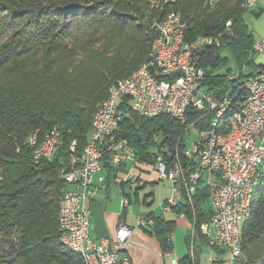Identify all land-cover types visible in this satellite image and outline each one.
Listing matches in <instances>:
<instances>
[{
  "label": "trees",
  "instance_id": "trees-1",
  "mask_svg": "<svg viewBox=\"0 0 264 264\" xmlns=\"http://www.w3.org/2000/svg\"><path fill=\"white\" fill-rule=\"evenodd\" d=\"M157 1L158 8L151 0H0V264H84L60 239V202L69 188L61 172L79 163L110 86L149 59L152 19L161 10L181 12L189 25L187 41L211 37L195 61L206 69L202 87L215 97L229 93L234 103L242 100L241 82L264 67L254 59L255 37L243 0ZM225 51L233 61L226 71ZM125 112L122 136L135 149L138 165L155 168L162 155L167 169L177 154L185 161L184 132L190 125L209 131L215 118L213 113L200 118L194 108L185 122L166 113L143 116L130 106ZM53 128L60 132L57 157L36 161L37 144L30 137L41 142ZM103 169L108 175L114 171L109 154ZM172 211L194 226L195 260L189 252L180 261L199 264L198 247L209 244L201 225L213 214L208 191L201 184ZM145 217L154 221L148 230L162 250H172L176 220L154 211ZM234 263L264 264V166L243 222L242 255Z\"/></svg>",
  "mask_w": 264,
  "mask_h": 264
},
{
  "label": "built area",
  "instance_id": "built-area-1",
  "mask_svg": "<svg viewBox=\"0 0 264 264\" xmlns=\"http://www.w3.org/2000/svg\"><path fill=\"white\" fill-rule=\"evenodd\" d=\"M257 7L258 0H246V9ZM165 16H172L171 24H163ZM181 16L180 11L173 9L167 12L161 10V15L153 17L155 38L151 65L136 77L125 80L121 88L110 94L103 116L95 118L93 147L87 158L81 159L78 167H70L65 173L69 184L67 220H73V228H67V237L81 247L85 260H92V264H131L126 250L131 245L133 229L120 222L113 236H93L90 233L89 207V201L95 194L93 180L104 170L106 145H113V154L109 155L114 170L123 167L130 159L134 161L131 169L138 165L135 149L122 136L125 106L143 116L166 113L184 122L191 108L202 112L200 118L210 113L216 116L223 109H235L233 135H225L224 132L222 137H213L210 129L192 147L185 149V161L177 154L176 160L167 169L163 156L159 155L155 169L161 179L171 183L172 195L162 204L166 212L172 211L186 196L191 200L201 184H208L213 214L209 221L201 225V231L211 246L227 249L233 262L242 255L243 240L238 238L239 221L244 216L246 191L255 177L258 158L264 153V84H258V77L264 75V69L241 82L244 90L245 86H253V93H246L242 100L234 103L229 93L215 97L202 87L206 69L195 61L196 52L212 42L210 36L195 39L194 45L189 46L183 56H172L173 46L187 35L189 29V26L180 24ZM254 50L264 55V39L255 40ZM159 63H178L179 72L156 74ZM58 133L56 128L49 130L47 153L51 152ZM39 160L38 150L36 161ZM100 180L103 182L104 177L100 176ZM122 201L128 204L129 199L123 198ZM153 224L152 219L140 216L138 226L151 227ZM193 228L192 225V235ZM164 255L168 257V260L164 259V264H183L180 259L170 257V251Z\"/></svg>",
  "mask_w": 264,
  "mask_h": 264
},
{
  "label": "rangeland",
  "instance_id": "rangeland-1",
  "mask_svg": "<svg viewBox=\"0 0 264 264\" xmlns=\"http://www.w3.org/2000/svg\"><path fill=\"white\" fill-rule=\"evenodd\" d=\"M152 5H156V3H152L151 6ZM258 5L262 9V11L259 14H255L251 10H248L245 18L250 30L254 33L255 40H262L264 39V0H258ZM224 55L229 56L230 53L228 51H225ZM254 59L257 63L264 64L263 54L256 53ZM232 65L233 61L229 56V61L225 64L223 70L226 71V68L231 67ZM263 69L264 67L260 68L257 73H259ZM233 73L234 72L230 73L229 75L233 77ZM205 133V130L201 131L198 127L190 125V127L184 132V140L187 148L192 147L195 141L199 137L205 135ZM133 162L134 161L132 159L128 160L127 168L121 169L120 172L123 174H132V176H134L133 182H138V184L140 185H142L146 181H157L153 185L148 184L145 187H141L138 194L140 198L139 201L132 202L131 206L129 207L127 223L131 227H138L140 212L148 213L154 211L156 215H161L163 213L162 204L169 196L172 195V187L171 183L167 179H160L158 172L154 169V166L152 164H140L134 169V171H131V168L134 164ZM152 190L153 195L149 196ZM145 194H148L146 201L143 200ZM133 200H135L134 195ZM122 202L123 201L119 198L114 201L119 210L122 209ZM190 226L191 223L189 219L188 226L183 222L179 225L176 224L175 229L172 233V250H170V257L181 259L185 256L186 253L190 252L191 260H195L194 250L192 248L193 235L192 232H190L189 235L187 234V227ZM224 251L225 252L219 254L214 246L203 243L202 246L198 247L197 261L199 264H235L236 262H233L229 251L227 249ZM162 252L165 253V251ZM216 258H218V260H216ZM166 259H168V257Z\"/></svg>",
  "mask_w": 264,
  "mask_h": 264
},
{
  "label": "crops",
  "instance_id": "crops-1",
  "mask_svg": "<svg viewBox=\"0 0 264 264\" xmlns=\"http://www.w3.org/2000/svg\"><path fill=\"white\" fill-rule=\"evenodd\" d=\"M257 9L262 11L259 5ZM127 164L125 163L121 168L116 167L111 175H108L103 170L93 180L95 194L89 201L91 209L90 233L93 236H113L120 222H124L127 226L131 227L127 223L129 207L132 202L139 201V190L141 187H144V183L142 185L138 184V182L135 183L133 182L134 176L132 174L120 172L121 169L127 168ZM134 169L131 171H134ZM100 176L104 177L103 182L100 180ZM133 195L135 200H133ZM117 198L120 200L128 198L129 202L128 204H123L122 209L119 210L114 203ZM148 213L140 212L139 218ZM162 214L168 219L176 220V224L178 225L183 222L188 226V218L183 214H177L173 211L166 212L164 210ZM131 228L133 229L131 245L126 250L131 258V264H164V259L166 260L167 257L162 252L163 250L158 240L149 233V227L138 226ZM190 232H192V224L190 227H187V234L189 235ZM223 252L225 251H220L219 254Z\"/></svg>",
  "mask_w": 264,
  "mask_h": 264
},
{
  "label": "bare ground",
  "instance_id": "bare-ground-1",
  "mask_svg": "<svg viewBox=\"0 0 264 264\" xmlns=\"http://www.w3.org/2000/svg\"><path fill=\"white\" fill-rule=\"evenodd\" d=\"M153 3H156V6L158 8L159 3L157 0H151ZM210 4L216 3L218 0H207ZM167 2V0H166ZM246 8V0H243L242 4ZM153 6V5H152ZM155 6V5H154ZM157 14V13H156ZM161 15V12L155 16ZM172 23V16H165L163 17V24H171ZM180 24H183L184 26H189L187 21L183 18V16L180 17ZM230 24V22L228 23ZM202 39V38H199ZM195 41H187L186 36L181 37L179 40H177L176 45L173 46L172 49V56H183L185 52L188 51L189 46H193ZM154 57V47L152 44V48L149 54V59L144 62L137 70H135L132 74H130L127 77L122 78L121 80L113 83L109 88L108 97L110 94L113 93L115 89H119L123 86V83L125 80H128L131 77H136L137 74L142 72L148 65H151L152 59ZM179 72V65L178 63H159L156 67V74H163V73H177ZM258 84H264V75H261L258 77ZM246 93H253V86H245ZM107 97V98H108ZM106 101L107 99H104L96 110L93 120H92V127H91V134H90V140L87 146L85 147L81 157H79V163L76 164L74 167H78L80 165L81 159H86L87 155L89 154L90 150L93 147V137H94V130H95V118H101L104 114V111L106 109ZM231 110V112H230ZM229 113L228 119L223 120V117ZM235 109H223L219 111L218 115L215 116L214 120L211 122L212 128L211 132L213 137H222V135H233L235 131ZM225 121V122H223ZM221 126V130L218 128ZM49 133H46L44 137H42L41 142H38L37 135H33L30 137V142L33 144H37L36 149V159L38 156V150H39V159H47V160H54L57 157V154L59 153L61 142H60V133L56 134L55 136V143L52 146L51 152L47 153L46 149V139L47 135ZM106 154H113V145H106ZM75 161V159H74ZM264 166V153L263 157L258 158V166L255 170V177L253 178V181H251L249 189L246 191V200H245V212L244 216L242 217L241 221H239V227H238V238L243 240V222L246 219V217L250 214L251 206H252V200L254 196V190L258 186V183L260 181V175L262 172ZM67 170H62L61 174L64 178V180L68 184V177L65 176ZM69 185V184H68ZM203 188L208 191V184H202ZM68 198H69V188L65 192L64 196L61 199L60 202V218H59V227H60V239L62 243L68 247L73 252L77 253L81 258L83 259L84 264H92V260H85L84 252L81 250V247L78 244H75L68 240V229L67 228H73V220H67V212H68Z\"/></svg>",
  "mask_w": 264,
  "mask_h": 264
}]
</instances>
